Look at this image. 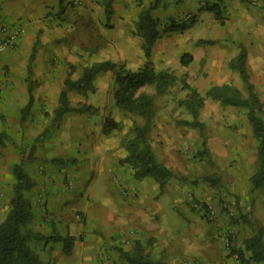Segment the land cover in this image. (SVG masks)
Listing matches in <instances>:
<instances>
[{
  "label": "crops",
  "instance_id": "obj_1",
  "mask_svg": "<svg viewBox=\"0 0 264 264\" xmlns=\"http://www.w3.org/2000/svg\"><path fill=\"white\" fill-rule=\"evenodd\" d=\"M155 1L142 0L141 4L139 0H0V40L10 31H19L16 45L0 54V133H2L0 144L6 139L12 141L13 138L19 137L21 140L22 126L26 132V142L33 136L37 140L43 134L33 131V123L38 124L41 116V114L33 116V113L40 109V105L35 104L37 102L35 89L38 96L48 95L56 98L58 104L63 85L60 83V75L54 68L58 63L76 64L88 58L86 65L104 60L128 64L131 67L133 64H138L139 67L144 65L148 58L145 56L144 41L137 32L136 24L142 7L149 6ZM157 1L152 14L162 21L170 17L183 18L189 13L196 15L197 21L182 32L168 34L158 39L152 47L150 54L152 59L161 60L166 68L181 67V74L187 73L190 80L194 78V74L200 73V67L203 65L202 72L204 75L207 73L203 79L208 85L203 88L202 84L198 88L200 90L206 91L213 86L231 82L241 88L243 80L240 73L230 64L245 47L248 52L246 66L250 81L261 90L264 89V70L258 71L264 67V0H223L224 22L219 21L213 12L201 10V5L211 0ZM200 40L216 42L203 44ZM34 49L35 53L30 61ZM187 52H191L194 59L189 66L184 67L181 58ZM30 65L31 74L28 68ZM40 82H46V85L49 83L50 89L40 87L38 85ZM30 88L34 101L23 118L22 111L29 102ZM96 114L97 110L92 115L90 123V128L96 130L89 142L93 144L90 159L92 164L97 156L95 154L106 155L110 147V141L106 136L108 134L103 132L109 112L107 111L103 117L100 114L98 119ZM247 125L249 132L239 125L234 133L239 137H245V131L252 135L254 152L251 155L236 153L238 156L236 154L233 156L238 162L229 167L234 182L230 184L232 188L229 189L228 197L233 202V194H240L241 204L245 210H250L249 194H255L252 211L264 230V186L242 190L243 180L239 178L240 170H245L246 165L252 164L257 167L260 164L259 155L256 154L254 147L256 138L253 125L249 126V123L244 122V126ZM52 141L56 142L55 139ZM63 141L71 144V139L63 138ZM1 160L0 156V163ZM161 162L168 167L172 166L175 174L163 187L151 176L141 180L135 178L128 181L127 195L122 192V195L117 196L120 229L116 237L123 235L119 238V241L122 240L123 250L132 251L139 241L144 248V254L155 262L240 264L225 252L219 243V227L220 225L226 227L223 225L224 221L220 219L217 224L206 223L195 215L191 216L189 210H185L184 216L178 209L186 204L182 202L186 198L175 173L176 165L173 161ZM117 167L120 171L124 169L119 164ZM99 169L103 172L105 170L104 167ZM0 174L2 176L0 179L3 180L1 168ZM244 175L246 180L250 179L251 175L246 173ZM1 183L0 181V186ZM104 192L107 198L109 193L107 190ZM239 223V228L249 230L245 237L238 231L237 247L243 251L245 264H259L249 260L251 252L244 244L255 231L250 229L248 224L242 221ZM60 248L52 254L53 257L58 254V259L54 260L56 264H112L111 258L114 257L105 252L99 257L97 241L93 234L74 241L70 254L64 252V243ZM60 252L65 255L59 254ZM107 254L111 256L110 259ZM120 258L125 260L124 264H129L123 255Z\"/></svg>",
  "mask_w": 264,
  "mask_h": 264
},
{
  "label": "rangeland",
  "instance_id": "obj_2",
  "mask_svg": "<svg viewBox=\"0 0 264 264\" xmlns=\"http://www.w3.org/2000/svg\"><path fill=\"white\" fill-rule=\"evenodd\" d=\"M204 4L205 2L201 6ZM191 15L193 14L189 13L186 16L191 17ZM173 33L177 32L162 34L160 38ZM211 41L213 43L208 44L216 42ZM200 43L207 44L201 40ZM185 54L192 55L191 52L183 55ZM193 59L192 55V60L184 67L189 66ZM87 62L88 58L76 64L62 62L54 66L60 75L62 89L67 77L77 79L82 75L85 67L96 63L86 65ZM146 63L156 70L166 68L164 62L151 57L145 61ZM142 66L133 64L132 68L128 64H116L115 69L101 72L94 79L91 89L69 92L68 98L71 106L91 105L95 111L97 110V119L100 118V114L103 117L108 111L106 120L114 119L120 123L119 129L106 135L110 141L108 153L103 154V157L95 154L97 156L93 164L90 160L93 144L89 142L96 133V130L90 128L91 117L95 111H70L55 122V109L59 106V100L56 104V98L53 99L48 95L38 96L36 89L35 98L37 97V100L35 99V101L37 102L35 104L37 103V106L39 104L40 109L37 113L34 112L33 116L36 114H41V116L38 124L33 123V131L35 133L43 132V136L40 135L37 140L35 136L28 138L27 143L26 132L22 126L23 137L21 140L19 137L13 138L12 141L6 139L3 144H0V156L2 157L0 163L2 167L0 168L4 177L3 180L0 179L2 182L0 186V224L5 220L10 210L16 183L12 171L13 166L24 158L25 169L35 181V186L26 191V196L33 206L34 217L24 226V229L26 232L34 234L30 238V246L40 255L42 264H56L54 260L58 259V254L54 257L52 254L59 251L60 246L64 243L51 239V236H72L76 241L87 238L90 234H93L97 241L99 257L103 256L105 252L114 256L111 258L107 254L108 258H111L112 264L125 263V260L120 258L124 246L119 238L123 235L116 237L120 229L117 196L124 192L126 194L128 181L135 179L133 164L125 162L128 155L125 140L134 137L133 123L137 121L139 124H143L144 119L117 106L115 99L116 77L118 73L138 70ZM169 68L176 72L178 80L167 93L158 95L155 100V126L150 134V143L160 162L168 160V162L173 161L176 165L177 172L175 173L186 198L185 201H182L186 204L181 205L178 209L183 212L184 216H186L185 210H189L191 216L195 215L205 220L206 223L217 224L220 219L224 221L223 225L226 227L223 228L222 225L219 227V243L225 252L242 264L238 255L232 252L233 248L238 249L239 232L242 237H245L249 230L244 227L239 228V222L248 224L253 231H258L260 228L263 230L252 211V205L256 199V197L254 198L255 194H249L250 210H245L241 204L240 194H233V202L228 197L229 189L232 188L230 184L234 182L229 167L238 162L233 156L236 153L251 155L254 152L252 135L245 133L250 130L248 125L244 126V122L249 123V126L253 125L248 118L249 108L225 104L220 100L206 97L205 105L200 109L197 121H195L186 107L179 104V101L185 99L188 94V90L182 88V68ZM202 68L203 65L199 70L201 74H194L193 79L187 78V80L201 94L205 95L207 90L198 89L202 84H204L203 88L208 85L203 79L207 73L204 75ZM233 69L239 72L238 69ZM262 70L264 67L258 71ZM251 83L261 103V106L255 107L256 114L264 121V89L261 90L253 82ZM229 84L239 88L244 98L250 97L248 86L244 81L241 88L233 82ZM38 85L50 89L49 83H47L48 86L46 82H40ZM142 90L154 91L150 85ZM239 125L246 130L245 137H239L234 133L238 130ZM37 126L38 128H36ZM60 126H62L61 129ZM29 132L30 130L27 131V133ZM63 138L71 139V144H67ZM54 139L56 142L52 141ZM254 145L255 152L258 154L259 141L257 138ZM118 164L124 169L120 171L117 167ZM101 167L107 171L103 172L99 169ZM259 168L260 164L257 167L248 164L245 170H240L239 178L243 180L241 182L242 190H250L254 187L252 177ZM123 172L125 181L122 179ZM245 173L251 175L249 180L245 179ZM209 177H212L213 180L210 181ZM104 190L109 193L107 198ZM181 197L183 198L182 195ZM106 201L108 202L106 203ZM228 237L233 238L232 249H229L225 244ZM99 257L98 259L101 261ZM259 264H264V262Z\"/></svg>",
  "mask_w": 264,
  "mask_h": 264
},
{
  "label": "trees",
  "instance_id": "obj_3",
  "mask_svg": "<svg viewBox=\"0 0 264 264\" xmlns=\"http://www.w3.org/2000/svg\"><path fill=\"white\" fill-rule=\"evenodd\" d=\"M143 4L142 0H139ZM157 0L149 6L144 5L139 14L136 24L137 32L143 39V50L147 58L150 57L152 47L162 34L171 32H182L192 26L197 21L196 15L191 17L175 18L170 17L166 21L155 17L152 10L157 5ZM201 10H208L214 13L215 17L224 22L225 6L223 0H211L205 2ZM108 13L110 12L107 10ZM202 42L213 43L211 40H201ZM35 49L32 52L30 61L33 58ZM248 52L245 47L240 54L231 61V66L239 70L240 76L247 84L250 97L244 98L242 91L229 84L213 86L207 90L205 95L201 94L187 80V73L182 74L183 89L188 90L187 97L179 101L180 105L192 114L197 121L200 109L205 105L206 97L217 99L225 104L234 106H245L249 108L248 118L253 124V132L257 140L258 155L260 159V168L252 177L255 188L264 185V121L256 114L255 107L261 106L258 94L254 91L252 83L249 81V73L246 67ZM192 60V55L185 54L181 58L182 65L188 64ZM116 63L112 60H104L89 65L83 69L82 75L77 79L67 77L64 81V88L60 92L59 106L55 109L54 121L61 119L65 113L76 112H94L95 108L91 105L83 104L73 107L69 103V92L74 90H88L93 86L94 79L104 71L115 69ZM31 74V65L28 67ZM178 77L171 68L156 70L149 63L138 70H127L124 73H118L116 77V104L122 110L144 119L143 124L137 121L133 123L132 131L134 137L125 140V146L128 155L125 162H130L135 168V178L143 179L147 176L155 178L160 186L175 176L174 172L166 164L160 162L150 143V134L155 126V100L158 95L167 93L176 83ZM152 86L154 91L142 90L145 87ZM34 101L32 89L30 88V99L24 108L23 118L29 112ZM22 118V119H23ZM197 123V122H196ZM195 124V123H194ZM199 124V123H198ZM120 123L114 119H107L103 126V132L109 134L113 130L119 129ZM43 134H41V137ZM2 133H0V139ZM25 160L15 163L13 166V175L16 179L13 196L11 199L10 210L5 220L0 224V264H42L40 255L30 246L31 232H26L24 226L34 217V210L30 199L26 196V191L35 186V181L25 169ZM213 177V176H212ZM212 177L208 179L213 180ZM245 219V218H242ZM263 230L260 228L255 234L244 241L245 248L251 252L252 260L256 263L264 262V238ZM38 237V236H36ZM51 239L64 242V251L70 254L74 243L72 236H51ZM241 259L242 264L246 260L241 249L233 248V252ZM123 257L129 264H168L155 262L144 254V248L139 241L132 251L122 250Z\"/></svg>",
  "mask_w": 264,
  "mask_h": 264
},
{
  "label": "built area",
  "instance_id": "obj_4",
  "mask_svg": "<svg viewBox=\"0 0 264 264\" xmlns=\"http://www.w3.org/2000/svg\"><path fill=\"white\" fill-rule=\"evenodd\" d=\"M188 18L189 16H185V18ZM19 37V31H10L9 33L6 34L1 40H0V54L6 52L7 50L13 48L18 40ZM226 246L229 249L233 248V238L228 237L225 242ZM237 256V255H236ZM238 257V256H237Z\"/></svg>",
  "mask_w": 264,
  "mask_h": 264
}]
</instances>
